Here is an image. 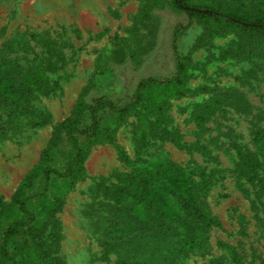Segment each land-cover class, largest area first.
<instances>
[{
  "label": "rangeland",
  "instance_id": "1",
  "mask_svg": "<svg viewBox=\"0 0 264 264\" xmlns=\"http://www.w3.org/2000/svg\"><path fill=\"white\" fill-rule=\"evenodd\" d=\"M187 21L184 13L170 9L169 0H0V61L25 56L28 64L36 58L55 64L46 72L52 90L37 93L32 102L35 113L47 122L33 126L29 117L21 116L13 119L7 133L0 131V196L11 198L38 162L55 125L70 116L88 84H94L86 95L91 101L105 93L123 95L144 76L170 75L173 28ZM202 32L201 26L193 25L180 39V51L193 61L192 78L187 94L171 100L167 115L172 131H179L187 144L208 146L210 156L150 134L140 112L129 116L117 137L134 163L123 161L110 144L96 145L86 161V174L64 196L58 213L63 264H118L116 250L106 254L104 245V241L114 242L117 234L110 233L109 226L115 218L114 203L98 183L116 182L117 175L130 173L135 164L157 157L205 169L210 190L203 201L221 226L209 230L200 250L178 257L170 252L159 258L156 240L150 235L141 240L136 232H128L134 223L115 218L116 230H125L126 238L133 235L135 244L150 246L134 264H235L225 244L245 264L262 263L264 196H258V183L239 175L237 146L253 150V132L264 130V32L232 31L210 39ZM115 36L125 39L133 54L122 65L108 60ZM9 45L17 49L9 50ZM225 94H232L227 111H218L199 128L191 120L194 105ZM143 132L147 144L138 155ZM173 244L170 240L168 248Z\"/></svg>",
  "mask_w": 264,
  "mask_h": 264
},
{
  "label": "trees",
  "instance_id": "2",
  "mask_svg": "<svg viewBox=\"0 0 264 264\" xmlns=\"http://www.w3.org/2000/svg\"><path fill=\"white\" fill-rule=\"evenodd\" d=\"M169 6L188 19L187 23L178 22L173 28V72L164 77L144 76L123 95L105 93L91 101L86 95L94 84L86 86L70 116L55 125L38 162L23 176L11 198L0 196V264L64 263L60 255L62 225L58 219L65 204L64 196L86 174V161L96 145L110 144L123 161L134 163L117 137L119 127L129 116L140 112L150 134L171 140L179 148L210 156L208 146L198 142L187 144L179 131L170 128L167 110L171 100L187 94L192 78L193 61L190 54L180 51V39L193 25L202 27L206 39L232 31L242 35L264 32V0H169ZM16 49L9 45V50ZM132 55L125 39L115 36L109 62L122 65ZM23 59L25 56H6L0 61L3 134L17 117H29L33 126L47 122L35 113L32 102L37 93L47 94L52 90L46 72L55 64L51 59L44 63L36 58L31 64ZM230 96H214L195 104L191 120L201 128L218 111H227L225 105L231 103ZM253 134V150L237 146L238 168L241 177L260 185L257 193L261 197L264 196L261 173L264 172V130L257 128ZM146 144L147 136L143 132L138 138V155ZM98 187L113 200L115 218L135 224L128 232H136L141 240L150 235L157 241L154 249L159 258L170 252L178 257L200 250L209 230L221 226V220L204 204L203 197L210 190V176L201 166L187 168L172 159L157 157L135 164L130 173L117 175L116 182H99ZM115 218L109 226L110 233L117 234L113 236L114 242L104 241L106 254L116 250L118 264H134L149 245L135 244L133 235L126 238L125 230H116ZM170 240L175 244L168 248ZM225 247L235 264H245L233 247L226 244Z\"/></svg>",
  "mask_w": 264,
  "mask_h": 264
}]
</instances>
